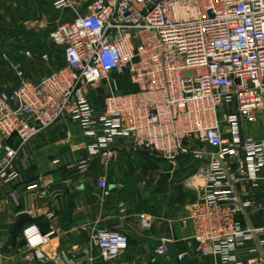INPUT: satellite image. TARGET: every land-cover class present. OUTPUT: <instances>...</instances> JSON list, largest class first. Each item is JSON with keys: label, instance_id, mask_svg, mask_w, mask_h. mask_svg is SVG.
Returning a JSON list of instances; mask_svg holds the SVG:
<instances>
[{"label": "built area", "instance_id": "obj_1", "mask_svg": "<svg viewBox=\"0 0 264 264\" xmlns=\"http://www.w3.org/2000/svg\"><path fill=\"white\" fill-rule=\"evenodd\" d=\"M49 2L73 16L51 34L64 63L38 85L25 79L20 64L12 66L20 108L0 95V184L17 182L26 145L63 120L88 137L102 132L77 164L80 173L94 159L115 162L116 139L170 163L192 155L201 163L187 182L200 194L189 218L197 254L211 264H264V0ZM23 57L49 62L52 56L28 51ZM101 89L99 113L93 94ZM249 125L262 126L260 139L248 134ZM97 185L108 199L107 180ZM258 212L263 225L240 221ZM143 225L151 228L148 217ZM53 235L36 225L23 230L26 248L39 260ZM172 244L162 239L155 255H169ZM91 246L114 262L129 238L102 230Z\"/></svg>", "mask_w": 264, "mask_h": 264}, {"label": "crops", "instance_id": "obj_2", "mask_svg": "<svg viewBox=\"0 0 264 264\" xmlns=\"http://www.w3.org/2000/svg\"><path fill=\"white\" fill-rule=\"evenodd\" d=\"M93 100L101 113L102 89ZM261 128L249 125L248 134L260 139ZM99 137L102 132L88 137L82 128L63 120L26 145L16 162L17 182L0 184V264H211L213 259L196 252L189 219L200 194L187 182L198 174L201 163L192 155L170 163L116 139L111 146L117 152L115 162L103 165L94 159L89 172L80 173L77 164L88 157V146ZM103 177L111 191L108 199L97 185ZM23 214L32 219L23 230L36 225L43 234L54 232L42 249L44 260L26 248L23 230L18 229ZM143 216L150 219L151 228L144 227ZM240 221L263 225L261 212ZM102 230L129 238L127 251L114 262L103 261L91 246L92 235ZM162 239L173 240L171 251L156 256Z\"/></svg>", "mask_w": 264, "mask_h": 264}, {"label": "rangeland", "instance_id": "obj_3", "mask_svg": "<svg viewBox=\"0 0 264 264\" xmlns=\"http://www.w3.org/2000/svg\"><path fill=\"white\" fill-rule=\"evenodd\" d=\"M50 5L49 0H0V87L6 85L11 91L19 86L12 67L15 64L22 66L28 81L62 67L63 56L52 45L51 34L71 16L57 13ZM28 51L52 57L49 62L25 59Z\"/></svg>", "mask_w": 264, "mask_h": 264}, {"label": "water", "instance_id": "obj_4", "mask_svg": "<svg viewBox=\"0 0 264 264\" xmlns=\"http://www.w3.org/2000/svg\"><path fill=\"white\" fill-rule=\"evenodd\" d=\"M36 84L38 85L39 82L36 81ZM4 94L6 95L10 105L12 106V108L15 110V111H18L19 108H20V102L18 100V98L14 95V93L10 90H4ZM32 222V219L26 215V214H23L19 217V223H18V229L21 231L23 230V228L28 224V223H31Z\"/></svg>", "mask_w": 264, "mask_h": 264}]
</instances>
